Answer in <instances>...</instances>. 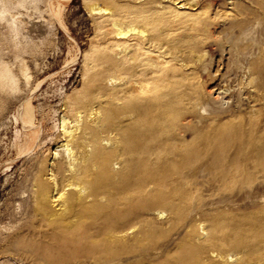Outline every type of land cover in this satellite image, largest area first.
Listing matches in <instances>:
<instances>
[{"label":"rangeland","instance_id":"obj_1","mask_svg":"<svg viewBox=\"0 0 264 264\" xmlns=\"http://www.w3.org/2000/svg\"><path fill=\"white\" fill-rule=\"evenodd\" d=\"M90 4L108 10L91 13ZM115 8L119 27L148 34L142 13L163 41L120 39L104 21ZM137 44L141 59L169 61L177 104L151 128L153 203L136 202L133 227L114 234L129 246L106 262L91 246L106 240L118 251L114 239L51 224L36 213L35 185L47 166L44 178L56 183L63 103L88 95L89 62L98 73ZM2 67L0 264H264V0H0Z\"/></svg>","mask_w":264,"mask_h":264},{"label":"bare ground","instance_id":"obj_2","mask_svg":"<svg viewBox=\"0 0 264 264\" xmlns=\"http://www.w3.org/2000/svg\"><path fill=\"white\" fill-rule=\"evenodd\" d=\"M88 8L91 13L105 14L108 10L97 4H90ZM115 11L116 8L107 18L104 17V21L119 27L120 15ZM141 15L139 18L152 27L148 34L146 30H137L136 27H119L116 36L125 39L131 32H137L146 34L143 36L149 40L148 43L157 45L162 42L157 27L153 26L149 17ZM130 47L127 45V48ZM134 49L136 51L130 59L120 62L109 60L104 70H98L95 74L91 71L94 72L101 65L89 62L91 68L88 67V74H84L88 76L84 89L88 95L67 97L63 103L65 132L58 135L53 144L60 145L64 140L61 146L67 147L68 155L63 151L62 159L51 169L56 183L54 181V185L53 180L44 178L48 172L47 166L39 169L40 176L35 185L36 213L51 224L70 223L73 225H70L68 232L76 231L89 238L111 236L114 239L113 242L120 248L118 251L108 246L106 240L99 246H91L99 260L106 262L113 261L123 247L129 246L128 240L125 242V238L114 234L124 228L123 224H127L130 229L133 227L130 217L139 208L136 202L144 199L142 206L146 209L153 203L152 152L149 151L153 142L151 128L155 122L172 116L174 104H177L171 95L179 80L166 78L170 72L167 68L169 61L161 57L159 60L149 57L141 59L140 52L145 48L137 44ZM110 78L120 82L117 80L118 84L114 82L115 85L109 86L105 82ZM0 79L3 83L9 81L4 67L0 69ZM27 120H22L24 126H28ZM106 139L112 141L111 147L103 144ZM140 154L146 156L139 160ZM115 163L120 167L116 168ZM55 186L58 196L56 201L54 198L57 196L53 194ZM91 230L94 232L90 235ZM168 264L196 263L181 258Z\"/></svg>","mask_w":264,"mask_h":264}]
</instances>
